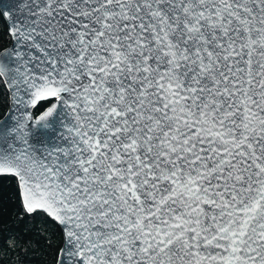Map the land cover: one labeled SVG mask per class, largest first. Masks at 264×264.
<instances>
[{"label":"snow or ice","instance_id":"6c2138e0","mask_svg":"<svg viewBox=\"0 0 264 264\" xmlns=\"http://www.w3.org/2000/svg\"><path fill=\"white\" fill-rule=\"evenodd\" d=\"M0 89L15 264H264V0H0Z\"/></svg>","mask_w":264,"mask_h":264},{"label":"trees","instance_id":"16d2710c","mask_svg":"<svg viewBox=\"0 0 264 264\" xmlns=\"http://www.w3.org/2000/svg\"><path fill=\"white\" fill-rule=\"evenodd\" d=\"M2 91L0 89V92ZM48 102H40L35 111L37 113L41 111ZM6 107L7 95L4 93L0 95V117L3 115ZM20 211L21 207L17 195V181L15 177L0 175V230H2L5 237L17 232L20 228H31L32 234L43 229V213L37 212L31 218H25L23 221H20L18 216ZM8 243L10 244V241ZM2 245L3 242L0 241V246ZM16 259L15 254L9 252L7 248H5L3 253H0V264H15ZM41 259H43V256L38 253L35 264H39Z\"/></svg>","mask_w":264,"mask_h":264},{"label":"water","instance_id":"95a60500","mask_svg":"<svg viewBox=\"0 0 264 264\" xmlns=\"http://www.w3.org/2000/svg\"><path fill=\"white\" fill-rule=\"evenodd\" d=\"M53 101H51V100H49V102H48V104L47 105H49V104H51ZM8 103V102H7ZM46 105V106H47ZM45 106V107H46ZM7 115V107H6V109H5V111H4V113H3V115L0 117V119H3V118H5V116ZM16 179V178H15ZM16 181H17V179H16Z\"/></svg>","mask_w":264,"mask_h":264}]
</instances>
